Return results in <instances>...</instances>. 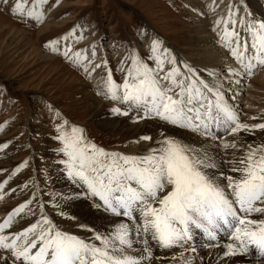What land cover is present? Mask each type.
I'll return each instance as SVG.
<instances>
[{
  "label": "snow or ice",
  "instance_id": "6c2138e0",
  "mask_svg": "<svg viewBox=\"0 0 264 264\" xmlns=\"http://www.w3.org/2000/svg\"><path fill=\"white\" fill-rule=\"evenodd\" d=\"M3 3L22 22L44 19L46 0L27 10L23 0ZM205 7L214 17L226 73L179 60L142 30L120 45L114 68L98 56L97 42L74 49L85 38L83 26L44 44L96 80V95L112 103V115L143 124V134L130 143L148 146L136 153L106 150L83 128L58 123L54 163L62 166L69 190L42 192L31 179V196L0 219V264H152L157 247L183 249L179 264H204L201 250L213 257L208 264H235L236 257L264 264V141L247 139L264 135V116L262 122L242 121L226 91L264 67V19L253 16L245 0H227L223 7L210 0ZM7 147L0 144V150ZM28 166V160L19 163L9 179ZM7 183H0V199ZM28 187L20 186L22 192ZM80 201L88 202L92 219L72 213ZM56 217L83 234L65 229ZM21 223L27 226L14 230Z\"/></svg>",
  "mask_w": 264,
  "mask_h": 264
},
{
  "label": "rangeland",
  "instance_id": "374dc122",
  "mask_svg": "<svg viewBox=\"0 0 264 264\" xmlns=\"http://www.w3.org/2000/svg\"><path fill=\"white\" fill-rule=\"evenodd\" d=\"M252 1H259L264 9V0H245L249 11ZM15 2L16 0H9V6ZM23 2L27 10L37 0H23ZM217 2L225 5L227 0L224 2L217 0ZM198 5V0H59V3L56 0H46L42 6L43 21L49 26L44 32H38L43 21L22 22L13 18L5 8L3 0H0V144L8 145L6 149L0 150V163L8 162V165L12 166L2 168V163L0 164V183L8 181L4 193L14 198L12 199L14 205L22 203L24 198L31 196L34 189L30 181L33 177L42 192L63 191L62 187L56 186V177L66 181L59 171L62 166L54 163L59 158L55 152L59 147L58 141L54 138L55 126L62 120L83 128L92 142L106 150L138 152L135 148L128 149L127 143L135 139L127 136L123 130L114 132L102 130L97 126L96 116L105 113L112 115L109 109L113 105L110 101L102 98V102V99L97 97L94 83L87 80L81 71L72 67L57 53L51 54L50 57L54 60L46 63L36 61L34 53L29 52L32 50L27 49L24 44L23 47H18L21 50L11 48V45L18 41L15 35L17 36L19 31H24L29 35L35 49L46 54L44 47L46 42L59 39L74 27L79 29V26H83L85 38L74 45V49L97 42L102 45L98 56L105 55L110 66L114 68L117 53L123 51L120 45L134 41V33L138 30L144 32L148 30L152 36L159 37L164 42V47L169 48L178 58L188 48L187 38L192 24L193 8H197ZM252 15L255 16L253 13ZM93 29L95 34H91ZM49 64L50 69L46 67ZM62 65L72 75L78 77V80L68 83L72 77L64 69L60 72L63 73L62 76L59 75V67ZM261 69L262 67L256 70L251 78L260 73ZM67 78L68 80L64 81ZM114 78L119 82L117 74ZM84 93L92 94L91 96L101 103L95 109L94 118H92V109L88 107L92 101ZM242 103L241 101L238 106ZM48 106H51L50 110ZM255 133L247 137H254L252 139L256 142L264 141L261 140L262 136H255ZM241 135L244 136L243 133ZM24 160L29 161V166L9 179V174ZM26 182L29 183V187L22 192L20 186ZM11 189H16V192L13 194ZM14 195L15 197H12ZM41 198L50 199L49 196ZM50 215L55 217L54 212ZM57 220L64 223L62 227L65 229L82 232L73 222L64 221L60 217H56V222ZM153 251L155 254L161 253L158 247Z\"/></svg>",
  "mask_w": 264,
  "mask_h": 264
},
{
  "label": "bare ground",
  "instance_id": "6f19581e",
  "mask_svg": "<svg viewBox=\"0 0 264 264\" xmlns=\"http://www.w3.org/2000/svg\"><path fill=\"white\" fill-rule=\"evenodd\" d=\"M198 1H199V5L197 6V8L195 7L197 11L193 12L192 24L189 27V32H188L189 36L187 38L188 48H186L181 53L182 56H179L178 59L186 61V62L192 64L193 67H196V68H201V69L207 68L210 71L215 70L218 72L221 71V69H223L224 72L226 73L227 69L225 67L226 61H225V56H224V50L220 47L217 40H215L216 39V33L213 32V30H212V21H213L214 17H213L212 12L209 11L207 7H205V5L210 2V0H198ZM222 2H224V0H222ZM219 4L221 7L224 6V5H221L220 2H219ZM216 11L219 12L220 8H217ZM197 12H202L203 14L198 15ZM250 12L253 13L256 16V18H258V17H259V19L264 18V9H263L261 3H259V1H252V7H251ZM48 26H49V24H47L45 21H43L42 23H40V28H39L38 32H42V31L44 32L45 29L47 30ZM145 32L148 35L152 36L148 30H146ZM15 38H17L18 41L17 42L15 41L16 43L11 45V48L20 49L21 47L26 46L27 49L32 50V51L29 50V52L34 53L33 56L36 59V61H38V62H46L47 63V62H51L54 60L52 57H50V56H52L51 54H53V52L51 50L46 49L47 53L43 54L40 51H38L37 49H35V47L33 46V43L31 42L29 35H27L24 31H19L17 36L15 35ZM12 39H14V38H12ZM22 44H24V45L22 46ZM62 45H63V41H61V46ZM18 47H20V48H18ZM121 52L122 51L117 53V57H116L115 62H114L115 64L117 63V59H118ZM23 53H24V51H23ZM49 66H50V64L46 67L48 69H50ZM59 68L60 69H59L58 73H60L62 71V69H64V71L66 70V73L68 72L69 76L72 77V78H70L71 80L68 81V83H72L73 81L78 80L77 79L78 77L76 78L74 75H72V73L69 72L63 65ZM262 69H261V72L258 73L254 78L245 77L244 81H242L239 85L232 84L231 87L226 90L227 91V99L230 102L234 103L237 106L239 105V103L241 101L243 102L241 104V106H238L240 114H241L240 118L242 121H246L249 123L262 122L261 117L264 116V67H262ZM62 74L63 73H60L59 75L62 76ZM117 75L119 77V74H117ZM202 75L206 76L207 74L202 73ZM67 80H68V78L65 79L64 81H67ZM89 81L91 83H94L93 85L96 84L95 79L89 80ZM80 83L82 84V82H80ZM85 88H86V86H85ZM240 90L242 92H240ZM90 93H88V94L84 93V95L86 97L90 98V100L92 101V103L88 107H90L92 109V118H94L95 114H96L95 109H97V106L100 105L101 103H99L98 99L91 96L92 94H90ZM233 93H239V95L234 96ZM97 97L99 99H102L101 96H97ZM102 102H103V99H102ZM104 103H105V101H104ZM109 103L110 102H108V104ZM34 104H35V102H34ZM250 117H257V119L256 120H250L249 119ZM95 119L97 121V123H96L97 126L102 130H109V131H114V132L117 130H123L127 136H130V137L132 136L135 140L138 139V136L140 134H143V129H144L143 124H133L127 117L114 116V115H110L109 113L108 114L105 113L103 115H97ZM255 134H256L255 136H259V135L262 136L261 140L262 139L264 140V135H261L259 132H256ZM247 138H248V140L253 141L252 138H254V137H247ZM257 138H259V137H257ZM258 141H260V138ZM127 144L129 145L128 149L131 150V149L135 148L137 151H139L140 149L143 150L144 148H146L148 146L147 142H141V144H135V143H127ZM229 151H231V150H229ZM1 163H2V168L12 167L11 165L10 166L8 165V162H2L1 161ZM53 165H55V164H53ZM56 178H57L56 186L62 187V189H63L62 192H67L69 190V187H70V185L67 183V181H65L62 178L58 179L59 177H56ZM12 197H15V195ZM12 199H14V198H11V197L7 196L6 193H4L3 198H2V205H0V219H2L4 216H6L7 211H10L11 208L15 207V205L17 204L16 203L14 205V202L12 201ZM87 203H88L87 201H80L72 209V213L83 216V217H87V219H92L93 214H92L91 210L87 207ZM58 220H57V223L64 225L63 222H60ZM96 222L99 223L98 220ZM24 226H27V225L24 223L16 225L14 230H19L21 227H24ZM74 233L83 234L80 231L74 232ZM181 251H183V249H181V248L161 249L160 254H155V252L153 251L154 252V258L152 260V264H173L172 258L174 256L177 258L175 264H179V253ZM201 254L204 255V264H208V261L210 259H213V257L206 254L204 252V250H201ZM186 255H187V253H186ZM155 256H157V257H155ZM157 258H159V259H157ZM234 259H235V264H249V261H251V264H256L253 257H243V258L236 257ZM195 264H200V260L197 259L195 261Z\"/></svg>",
  "mask_w": 264,
  "mask_h": 264
}]
</instances>
